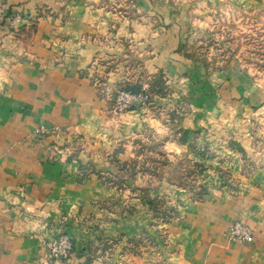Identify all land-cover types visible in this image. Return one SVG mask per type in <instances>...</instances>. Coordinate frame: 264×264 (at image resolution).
<instances>
[{
  "label": "crops",
  "instance_id": "crops-1",
  "mask_svg": "<svg viewBox=\"0 0 264 264\" xmlns=\"http://www.w3.org/2000/svg\"><path fill=\"white\" fill-rule=\"evenodd\" d=\"M0 8V264H94L89 249L100 238L117 242L113 264H148L157 259L123 254L126 239L142 231L161 246L166 264H264V94L254 96L237 75L198 74V64L176 52L175 26L165 23L170 30L160 36L150 29L156 0H0ZM132 47L141 50L142 68L164 71L183 99L178 127L191 148L167 118L153 114L165 102L109 113L110 92L133 74L122 62ZM199 88L202 99L193 100ZM145 127L166 138L172 163L184 157L202 171L205 194L193 198L166 180L150 192L170 205L185 203L178 221L150 226L148 204L131 191L147 181L123 190L104 182L118 171L114 158L136 156L134 141L144 140ZM70 139L84 151L68 150ZM236 220L252 228L251 241L227 240ZM63 234L71 238L70 256L50 262L45 242Z\"/></svg>",
  "mask_w": 264,
  "mask_h": 264
},
{
  "label": "rangeland",
  "instance_id": "rangeland-1",
  "mask_svg": "<svg viewBox=\"0 0 264 264\" xmlns=\"http://www.w3.org/2000/svg\"><path fill=\"white\" fill-rule=\"evenodd\" d=\"M156 1L160 4L159 15L151 20L148 19V22L153 23L150 28L153 34L156 30H158L159 36L166 30L169 31L170 29H167L168 25L165 23H170L171 28L175 26V30H170V32L177 35L180 41L176 52L185 59L198 64V74H201L200 69H202L207 76L214 72H226L229 73L227 77L234 79V76L237 75L236 78L239 81H248L247 84H250L254 89V96L261 98L264 94V0ZM198 1L206 3V7L203 6L204 4L198 6ZM3 14V9L0 8V16ZM8 17L9 21L14 23L15 19L11 16ZM40 17L41 15H36L32 23L34 24ZM150 34L152 33L150 32ZM140 51L137 47L128 48L126 59L122 62L133 74L129 78L130 81L117 85L110 92L109 98L112 105L109 113L117 116L131 108H136V106L151 109L156 103L165 102L167 108L156 109L153 114L163 117L164 122L167 118L168 125L171 127L173 125V130L176 133L180 132V138L177 140L181 144H188V134L178 127L185 113L180 107L183 99L178 98L177 94L173 92L164 71L156 70L153 73H148L142 68L143 60H141ZM100 66H102L101 63ZM95 81H97L96 83L103 82L97 75ZM127 86L136 91L130 92L126 89ZM122 92H130L136 96V99L130 102L131 106L128 109L115 113L114 107ZM216 95L219 97L220 93L216 91ZM187 97L186 95L185 100H188ZM192 99H202L200 88L192 95ZM170 104H172L171 110ZM155 131L154 128L145 127L144 140L140 137L134 141L137 146L136 156L125 163H119L114 158L113 163L118 171L116 174L105 177L104 180L108 186L122 190L134 185L138 180L147 181L148 187L133 186L131 191L137 193V196L148 204L143 215L146 220L150 221V226L169 223L173 219L178 221L182 216L181 211L185 203L178 200L177 204L170 205L166 203L165 199L150 198V192L163 180L175 186L181 193L189 192L193 198L208 192L203 185L198 184V176L202 171L196 164L190 165L184 157H179L175 163H172L163 150L166 138H160ZM65 146L76 154L84 151V145L72 139L68 140ZM231 146L238 149L237 144L232 143ZM188 147L191 148L192 144H188ZM81 170L82 178L89 174L87 166L82 167ZM108 210L113 212L114 204H111ZM126 216L129 219H134L137 216L135 209H132L129 204ZM231 226L226 233L227 240ZM246 226L251 228L248 224ZM158 236L163 242L162 245L166 244L167 236L163 233H159ZM229 242L244 243L247 241ZM116 246L117 242L100 238L98 245L89 249V261L94 264H113ZM157 246L155 239L147 231H142L126 239L123 254L146 255L147 259H152V257L157 259L152 262L148 261V264H166V255L161 252V246L160 250Z\"/></svg>",
  "mask_w": 264,
  "mask_h": 264
},
{
  "label": "built area",
  "instance_id": "built-area-1",
  "mask_svg": "<svg viewBox=\"0 0 264 264\" xmlns=\"http://www.w3.org/2000/svg\"><path fill=\"white\" fill-rule=\"evenodd\" d=\"M135 99L136 96L132 95V93L122 92L117 99L114 112L120 113L128 109L131 106L130 102ZM252 236L253 232L251 228L240 221H236L228 232V240L231 242L249 241L252 239ZM45 249L50 262L66 260L72 250L71 238L66 234L60 235L55 239L45 242Z\"/></svg>",
  "mask_w": 264,
  "mask_h": 264
},
{
  "label": "trees",
  "instance_id": "trees-1",
  "mask_svg": "<svg viewBox=\"0 0 264 264\" xmlns=\"http://www.w3.org/2000/svg\"><path fill=\"white\" fill-rule=\"evenodd\" d=\"M126 89H128L130 92H131V91H136L135 89H132L130 86H127ZM126 89H125V90H126Z\"/></svg>",
  "mask_w": 264,
  "mask_h": 264
}]
</instances>
